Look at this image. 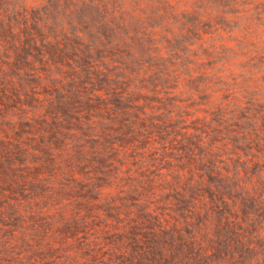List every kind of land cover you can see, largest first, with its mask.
Segmentation results:
<instances>
[{"label":"trees","instance_id":"trees-1","mask_svg":"<svg viewBox=\"0 0 264 264\" xmlns=\"http://www.w3.org/2000/svg\"><path fill=\"white\" fill-rule=\"evenodd\" d=\"M17 2L0 0V264H244L264 237V178L245 168L261 157L231 166L219 125L151 105L168 70L138 79L148 50Z\"/></svg>","mask_w":264,"mask_h":264},{"label":"rangeland","instance_id":"rangeland-1","mask_svg":"<svg viewBox=\"0 0 264 264\" xmlns=\"http://www.w3.org/2000/svg\"><path fill=\"white\" fill-rule=\"evenodd\" d=\"M12 1L39 6L58 24L69 23L73 34L98 41L108 36V50H148L152 58L135 63L142 72L149 68L138 79L168 70L156 79L158 93L146 91L155 95L151 105L182 112L191 127L196 119L219 125L226 138L216 147L229 165L250 153L264 165V0ZM105 60L127 61L119 53ZM236 135L246 141H232ZM245 168L264 178V167ZM236 171L244 176L243 168ZM243 249L244 264H264V237Z\"/></svg>","mask_w":264,"mask_h":264}]
</instances>
